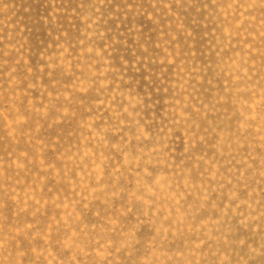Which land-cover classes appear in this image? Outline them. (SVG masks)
<instances>
[{
    "label": "rangeland",
    "instance_id": "1",
    "mask_svg": "<svg viewBox=\"0 0 264 264\" xmlns=\"http://www.w3.org/2000/svg\"><path fill=\"white\" fill-rule=\"evenodd\" d=\"M0 264H264V0H0Z\"/></svg>",
    "mask_w": 264,
    "mask_h": 264
}]
</instances>
